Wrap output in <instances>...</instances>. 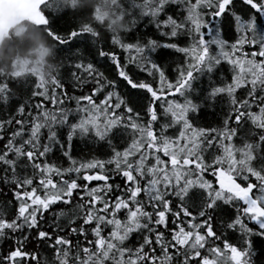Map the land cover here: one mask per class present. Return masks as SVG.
I'll return each mask as SVG.
<instances>
[{
    "label": "snow or ice",
    "instance_id": "6c2138e0",
    "mask_svg": "<svg viewBox=\"0 0 264 264\" xmlns=\"http://www.w3.org/2000/svg\"><path fill=\"white\" fill-rule=\"evenodd\" d=\"M10 2L59 45L83 37L91 59L69 57L71 91L62 61L0 79L15 112L0 120V264H264V0H123L119 34L77 0ZM42 5L75 18L65 35ZM164 49L177 58L162 63ZM29 75L35 90L13 100ZM225 100L222 127L195 124ZM77 137L98 155L74 158Z\"/></svg>",
    "mask_w": 264,
    "mask_h": 264
},
{
    "label": "trees",
    "instance_id": "16d2710c",
    "mask_svg": "<svg viewBox=\"0 0 264 264\" xmlns=\"http://www.w3.org/2000/svg\"><path fill=\"white\" fill-rule=\"evenodd\" d=\"M80 8L83 9H96L99 8L101 15H103L102 24L109 31L115 30L117 34L124 32L130 28V22L128 17L123 15L121 8L123 0H77ZM243 5L237 3V8H241ZM44 14L49 19L50 23L47 27H50L54 32L60 35H65L67 30L71 28L75 22V18L70 13L65 12H53L47 7L42 5ZM84 20L96 23L94 14L86 13ZM45 26H38L29 19H25L21 23H18L4 31L0 38V79L11 77L19 67L23 66L28 69H34L45 77H50L53 73L59 71L61 61L64 67L60 69L61 79L64 82L66 88L71 91V77L70 73L65 69L72 62L69 57H74L77 54H82L84 58L91 59V56L85 51L83 40L79 38L76 43L70 45H59L51 37H49L44 29ZM151 28L147 21H142L134 33L137 37L141 34L148 32ZM154 31V28L152 29ZM127 38V37H126ZM91 43V40L88 41ZM62 49V51H60ZM117 53L120 49H116ZM158 58L162 56L161 62L164 64L171 63L177 57L170 54V50H161L157 54ZM103 71V68H101ZM114 75V73H112ZM117 79H119L117 77ZM36 78L34 76L21 77L12 81L10 87L15 93L13 100H19L24 103L29 99L31 91L35 90L34 83ZM203 86L207 87V81H203ZM60 91V90H57ZM42 98L36 97L31 99V103L35 104ZM19 107V105H17ZM229 112V105L227 100L218 104H206L203 105L200 110L192 114L195 124L199 127L208 128H220L223 121L226 118V114ZM15 115V112H9L6 106L0 104V120H6L10 116ZM19 118V117H17ZM231 126H235L234 122H231ZM245 127H250L247 125ZM8 135H11V131L8 130V126H5ZM239 135H244V129L239 131ZM6 141H0V148ZM98 150H101V144L92 142L91 140H82L75 138L73 141V155L74 158L80 160L84 158H91V156L98 155ZM59 155V154H57ZM119 182V181H117ZM95 183V182H94ZM4 195H7L5 191ZM49 215V223H51V213ZM83 238H81L82 240ZM235 239H239V233L236 234ZM253 251L256 256H259L261 248H264V244H261L257 237L253 236ZM35 251L33 255L37 259L43 261L45 257L50 253L45 249V246L37 243L35 245ZM259 264V261H257Z\"/></svg>",
    "mask_w": 264,
    "mask_h": 264
},
{
    "label": "water",
    "instance_id": "95a60500",
    "mask_svg": "<svg viewBox=\"0 0 264 264\" xmlns=\"http://www.w3.org/2000/svg\"><path fill=\"white\" fill-rule=\"evenodd\" d=\"M24 19L25 15L10 0H0V37L9 27Z\"/></svg>",
    "mask_w": 264,
    "mask_h": 264
},
{
    "label": "bare ground",
    "instance_id": "6f19581e",
    "mask_svg": "<svg viewBox=\"0 0 264 264\" xmlns=\"http://www.w3.org/2000/svg\"><path fill=\"white\" fill-rule=\"evenodd\" d=\"M26 19H27V18H26ZM24 20H25V19H24ZM24 20H23V21H24ZM21 22H22V21H21ZM21 22H19V23H21ZM17 24H18V23H17ZM3 33H4V32H3ZM3 33H2V35H3ZM2 35H1V36H2ZM0 38H1V37H0Z\"/></svg>",
    "mask_w": 264,
    "mask_h": 264
}]
</instances>
